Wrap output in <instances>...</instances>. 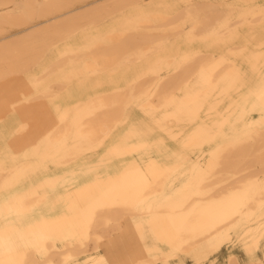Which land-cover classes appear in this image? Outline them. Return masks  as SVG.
Returning <instances> with one entry per match:
<instances>
[{"label": "bare ground", "instance_id": "obj_1", "mask_svg": "<svg viewBox=\"0 0 264 264\" xmlns=\"http://www.w3.org/2000/svg\"><path fill=\"white\" fill-rule=\"evenodd\" d=\"M189 260L264 264V0H0V264Z\"/></svg>", "mask_w": 264, "mask_h": 264}, {"label": "rangeland", "instance_id": "obj_2", "mask_svg": "<svg viewBox=\"0 0 264 264\" xmlns=\"http://www.w3.org/2000/svg\"><path fill=\"white\" fill-rule=\"evenodd\" d=\"M103 248H105V247H103ZM105 250H106V248H105ZM228 251H229V250L226 249L223 253H221V254L217 257L219 262H222V261H225V260H226V257H227V255H228ZM236 252L238 253L239 257L241 258V260H242L243 262L247 259V258L245 257V255H244L240 250H238V251H236ZM187 264H193V263H192L191 260H189Z\"/></svg>", "mask_w": 264, "mask_h": 264}]
</instances>
